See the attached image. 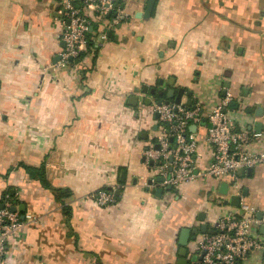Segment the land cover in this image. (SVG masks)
Returning a JSON list of instances; mask_svg holds the SVG:
<instances>
[{
  "label": "crops",
  "instance_id": "0c3cea01",
  "mask_svg": "<svg viewBox=\"0 0 264 264\" xmlns=\"http://www.w3.org/2000/svg\"><path fill=\"white\" fill-rule=\"evenodd\" d=\"M61 1L0 0V199L10 191L25 206L9 263L180 264L181 229L213 230L240 211L234 196L254 206L264 240V161L240 172L241 195L229 177L163 186L144 152L157 148L155 106L166 96L143 91L184 89L182 103L192 99L205 116L229 92L228 115L264 155V0H157L149 19L137 17L148 0H117L111 12L87 5L88 45L60 66ZM208 127L190 128L196 171L213 159ZM47 183L68 190L64 203ZM102 189L113 202L98 203ZM237 264H264V249Z\"/></svg>",
  "mask_w": 264,
  "mask_h": 264
},
{
  "label": "built area",
  "instance_id": "2783aa9c",
  "mask_svg": "<svg viewBox=\"0 0 264 264\" xmlns=\"http://www.w3.org/2000/svg\"><path fill=\"white\" fill-rule=\"evenodd\" d=\"M79 7L73 0H62L66 30L63 34L64 49L58 65L72 62L88 45L90 22L85 14L86 6L92 5L104 11L113 9L117 0H84ZM67 20L70 22L67 23ZM232 94L226 91L220 103L204 115L199 106L190 107L185 103H161L155 106L159 113L160 132L157 143L160 148L148 147L145 157L148 165L162 177L163 186L178 185L191 181L199 175L224 178L229 177L231 184L241 195V174L264 161V155L248 149L251 132L237 128L227 109L233 102ZM211 123L206 140L213 151V159L203 169L196 171L195 153L198 140L190 130L192 124H201L203 118ZM170 139H173L171 141ZM101 205L114 201V194L106 189L93 195ZM6 194L0 201V264H10L8 256L13 245L19 240L23 220L20 212L12 210V203ZM237 215L220 217L213 230L200 234L193 240V250L202 256L201 264H237L247 258L254 249H264V240L255 233L254 224L261 221L255 216V208L243 198ZM22 237V234H21ZM22 239V238H21Z\"/></svg>",
  "mask_w": 264,
  "mask_h": 264
},
{
  "label": "water",
  "instance_id": "95a60500",
  "mask_svg": "<svg viewBox=\"0 0 264 264\" xmlns=\"http://www.w3.org/2000/svg\"><path fill=\"white\" fill-rule=\"evenodd\" d=\"M156 1L157 0H148L147 2V6H146V9L143 11V12H140L137 14V17L138 18H143V19H149L153 13V10H154V7H155V4H156ZM118 6V2H116L113 6V9L116 8ZM125 5L122 6V8H124ZM111 12V10L109 11ZM55 16L57 17H64V9H62L61 13H54ZM125 16L122 17V19H124ZM70 21L67 20V23H69ZM63 45H65V43L63 42ZM61 56L60 55H57L56 58L54 59V61H57L58 59H60ZM160 83L162 84L163 83V80H160ZM143 91L145 93H147L148 91H150V93L152 94H159L160 96H166V99L165 100H158L156 105H160L161 103L165 102V103H181L182 100H183V96H184V89H179L177 90L175 87H170L169 89H167V91H164V89H156V88H151L149 89L148 86H144L143 88ZM226 93V91H224V94ZM134 99H136V101L139 100V96L135 95L133 96ZM145 103L147 105H152L154 104L153 101L151 99L148 98L145 99ZM134 104H136V102H134ZM186 105L190 106V107H195L196 105H193L192 103V99H187V101L185 102ZM249 111H251V109H249ZM260 115H262V113H260ZM156 117H159V113L156 112ZM202 123L203 124H206L208 123L209 126H211V123L210 122H207V119L204 117L202 119ZM261 126V122L258 123V127ZM197 128V124H192L190 126V128ZM171 141H173V139H170ZM157 148L159 149L160 148V145L157 144ZM163 178H159V181H162ZM225 188H227V184H223L222 185V190H225ZM168 189H172V186H168ZM163 192V188H159L157 189V194L160 196ZM233 200H236V204H239L240 202V196H234L233 197ZM1 207L4 206V203H1L0 204ZM12 210L13 211H18V212H25V206L24 204H20V205H12ZM21 218L22 219H25V215L24 213H22L21 215ZM206 232H214V230H211L209 229L208 227V224L205 222L203 223L200 227H194V228H189V227H183L181 229V232H180V236H179V245L181 246L180 247V250H179V256H180V264H190V262H194V264H196L195 262L197 260H201L202 259V256H199L198 253H194L191 258L188 257L189 255V248H188V244H189V241L190 239L192 240H195L198 236L199 233H206Z\"/></svg>",
  "mask_w": 264,
  "mask_h": 264
},
{
  "label": "trees",
  "instance_id": "16d2710c",
  "mask_svg": "<svg viewBox=\"0 0 264 264\" xmlns=\"http://www.w3.org/2000/svg\"><path fill=\"white\" fill-rule=\"evenodd\" d=\"M73 2L75 3V5H78L79 7H82L85 5V1L84 0H73ZM89 40V38H88ZM83 52V51H82ZM80 53V55L78 57H76L72 63L74 62H79L80 61V58L82 57V54L83 53ZM25 168L27 169V171L33 176V177H40L41 179H43L44 177V171L42 168H32V167H29V166H25ZM47 187L51 188L52 191H53V195H54V198L60 202V203H64L65 202V198L69 195V192L68 190H65V189H62V188H52L48 185L47 183ZM107 190V189H106ZM6 194H9V200L11 198V195H10V191H7L3 194V196L1 197L0 201H4L5 200V196ZM14 203V202H13ZM66 208V207H65ZM67 209V208H66ZM66 209H65V212H66Z\"/></svg>",
  "mask_w": 264,
  "mask_h": 264
}]
</instances>
